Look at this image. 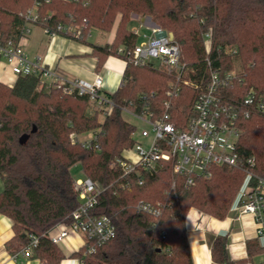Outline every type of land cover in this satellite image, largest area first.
<instances>
[{"label":"trees","instance_id":"16d2710c","mask_svg":"<svg viewBox=\"0 0 264 264\" xmlns=\"http://www.w3.org/2000/svg\"><path fill=\"white\" fill-rule=\"evenodd\" d=\"M36 1L39 26L72 19L81 24L86 18L78 41L92 47L98 70L110 55L124 59L118 52L120 46L128 50L136 44L137 35L122 23L131 11L145 13L172 33L187 65L186 77L192 79L205 71L203 33L210 31L212 67L229 71L234 59L242 65L238 78L225 90L227 96L241 100L253 92L264 98V0H88L86 6L74 0H12L11 5L0 0L2 43L17 40L27 11ZM117 13L121 18L113 42H89L88 31L111 29ZM227 46H236L238 53L228 54ZM171 79L152 66L126 64L122 84L106 93L113 107L102 121L98 111L86 110L87 95L39 87L38 75L17 76L12 85L0 81V213L12 220L14 235L6 243L11 253L34 234L39 240L32 257L45 264H59L64 258L46 232L60 222H69L79 204L71 173V167L79 163L84 175L105 187L93 212L111 217L116 232L92 253L85 246L72 253L78 264H193L185 232L188 210L196 207L223 218L245 173L228 165H211L208 177L195 176L188 184V176L172 175L171 164L164 162L154 173L131 175L132 184L126 189L119 186L121 171L112 164L123 149L133 145L135 125L123 118L122 108L139 112L147 105L152 117L157 116L164 109ZM197 94L196 89L181 85L172 98L169 120L176 126H182L192 114ZM263 122L264 110L253 111L249 117L240 115L237 121L238 150L254 154L253 171L262 177ZM90 130H97L90 147L72 142V133ZM138 178L143 179L142 184L137 183ZM139 201L158 204L159 214L136 211ZM227 241L226 235L213 238L210 250L214 262L236 264L228 256Z\"/></svg>","mask_w":264,"mask_h":264},{"label":"built area","instance_id":"2783aa9c","mask_svg":"<svg viewBox=\"0 0 264 264\" xmlns=\"http://www.w3.org/2000/svg\"><path fill=\"white\" fill-rule=\"evenodd\" d=\"M74 1H81L83 6L88 4V0ZM38 5L39 2L36 1L27 11L25 22L14 43H2L0 40V58L16 77L38 75L40 82L48 83L49 88L60 89L68 95H87L89 101L101 109L105 116L111 111L113 101L101 90L103 77L100 73H94L92 81L63 79L55 73L54 69L44 64L40 55L30 57L27 53L26 45L31 26L39 25ZM85 22H87L86 18L81 24L72 19L69 22L40 25V27L46 36L62 35L78 40ZM130 29L138 39L131 49L125 50L123 46L118 48V52L124 55L125 64L149 65L163 71L172 79L169 82L164 109L157 116L152 117L147 105L139 112L127 106L122 108L123 114L126 113L141 122L138 134L141 138L148 139V143L145 146L137 141L135 125L131 133L133 145L123 149L122 155L115 158L112 163L121 171L119 186L130 188L131 175H139L142 171L154 173L164 162L171 164L172 175L188 176V184L193 182L195 176L208 177L211 165H228L241 169L245 173V178L237 191L231 209L238 214L250 213L256 221L258 237H264V177L253 171L254 154L241 153L237 146L240 136L237 124L239 116L249 117L253 111H263L264 98L261 95L255 96L253 92L247 93L241 100L227 96L226 88L238 78V75L234 70L221 72L212 67L209 57L212 43L210 31L203 33L207 54L205 71L198 78L192 79L186 77L187 65L181 59L180 46L171 32L141 19ZM90 31H88V37ZM225 51L230 55L238 53L236 46H227ZM181 85L196 89L198 94L193 104L192 114L182 126L178 127L169 120V108L172 98L178 94ZM90 131L93 134L91 138H81L83 133H72L70 135L72 142H79L82 146L90 147L91 141L96 140L97 130ZM94 148H99L97 143L94 144ZM137 183L142 184L143 179L138 178ZM74 185L78 190L79 204L72 211L70 221L54 225L46 232V235L56 244L70 234L77 235L81 237V246L87 247L88 253H92L96 245L115 236L116 228L111 217L93 212L105 187L86 175L75 179ZM135 210L153 215L160 212L158 204L147 201L136 203ZM38 240V235L31 234L30 241L13 256L16 257L17 254L31 256L32 248L37 245Z\"/></svg>","mask_w":264,"mask_h":264},{"label":"crops","instance_id":"0c3cea01","mask_svg":"<svg viewBox=\"0 0 264 264\" xmlns=\"http://www.w3.org/2000/svg\"><path fill=\"white\" fill-rule=\"evenodd\" d=\"M138 21L133 19L131 27L137 25ZM104 34L98 35V39L103 40L100 43L91 41L90 37L88 41L100 45L109 44L114 36L113 31ZM26 51L30 57L40 55L44 64L54 69L63 79L92 81L94 73H100L103 77L101 90L105 94L115 91L122 84L126 67L123 58L110 55L98 70L89 44L62 35L46 36L39 25L32 26ZM15 79L16 76L5 62L0 61V81L12 85ZM82 174L84 176L83 171ZM2 189L3 182L0 178V192ZM185 232L193 264H219L212 260L210 250L211 242L217 235L227 236L228 256L236 264H264V250H261L264 247V237H258L256 221L250 213L238 214L230 209L226 216L217 218L198 208L190 207L185 217ZM13 235L12 220L0 213V264H45L37 257L22 254L14 257L18 249L11 253L6 248V243ZM57 245L64 253V258L59 264H78V259L71 255L81 247V237L70 234Z\"/></svg>","mask_w":264,"mask_h":264},{"label":"rangeland","instance_id":"374dc122","mask_svg":"<svg viewBox=\"0 0 264 264\" xmlns=\"http://www.w3.org/2000/svg\"><path fill=\"white\" fill-rule=\"evenodd\" d=\"M3 3L4 4H8V5H11V3H12V0H3ZM120 18H121V14L120 13H117V15H116V18H115V20H114V23H113V25H112V28L111 29H109V30H107V31H101L100 29H98V28H93L92 29V31H91V34H90V40L91 41H93V42H102L103 40L102 39H98V35L100 34V35H105L104 34V32H112L113 31V34H114V36H113V39L115 38V35H116V29H117V25H118V23H119V20H120ZM133 19H138L139 21H140V19H143L144 21H146V22H151V23H154V24H157V25H159V26H161V27H163L162 25H160L159 23H156V22H154V21H152L151 19H150V17H148L145 13H142V12H138V13H136V12H133V11H131V12H129L128 13V15L123 19V25H126L129 29L131 28V21L133 20ZM138 24V23H137ZM33 26V25H32ZM31 26V27H32ZM164 28V27H163ZM34 30V29H33ZM143 31V30H142ZM169 31V30H168ZM102 33V34H101ZM92 35V36H91ZM113 39H112V41L110 42V43H112L113 42ZM120 47H122V46H120ZM3 59H0V61H2ZM248 65V64H247ZM231 70H234L236 73H238V74H240L239 73V71H242V65H241V63H240V61L238 60V59H234V65H233V68L231 69ZM2 82V81H1ZM4 83V82H3ZM39 87H43V88H45V89H48V90H53L52 88H49V85H48V83H41L40 82V86ZM86 110L87 111H89V112H95V111H98V118H99V120L100 121H102L103 120V114H102V112H101V109H98L97 107H96V105L94 104V103H92V102H90L89 101V103L87 104V106H86ZM123 118L126 120V121H128V122H130V123H132V124H134V125H136L137 126V129H136V131H137V133H136V135H135V138L137 139V141H139V142H141L143 145H145V146H147V143H148V139H143V138H141V136L138 134V127H140L141 126V122L138 120V119H136V118H134V117H132V116H130V115H128V114H126V113H124L123 114ZM258 124H260V122H258ZM263 124H264V122H263ZM92 132L91 131H87V132H85V133H83L82 135H81V138H91L92 137ZM255 153V152H254ZM71 173L73 174V177L74 178H77V177H80V178H82V176H83V174H82V168H81V165L79 164V163H76V164H74L72 167H71ZM235 198H236V195L234 196V198H233V200H232V202H231V204H230V207H229V210L232 208V206H233V204H234V201H235ZM196 208V207H195ZM228 210V211H229Z\"/></svg>","mask_w":264,"mask_h":264}]
</instances>
